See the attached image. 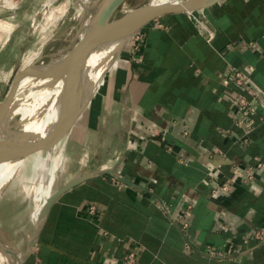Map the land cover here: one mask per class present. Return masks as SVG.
<instances>
[{
    "label": "crops",
    "instance_id": "1",
    "mask_svg": "<svg viewBox=\"0 0 264 264\" xmlns=\"http://www.w3.org/2000/svg\"><path fill=\"white\" fill-rule=\"evenodd\" d=\"M37 1L10 18L14 31ZM196 13L217 30L212 42L187 12L152 21L63 139L55 191L95 176L40 224L32 187L15 181L6 191L0 227L25 242L22 264H126L133 249L140 264H264L255 236L264 230V0H221ZM13 33L0 48V99L30 48L17 49ZM234 69L259 94L252 113L241 102L248 93L225 83Z\"/></svg>",
    "mask_w": 264,
    "mask_h": 264
},
{
    "label": "bare ground",
    "instance_id": "2",
    "mask_svg": "<svg viewBox=\"0 0 264 264\" xmlns=\"http://www.w3.org/2000/svg\"><path fill=\"white\" fill-rule=\"evenodd\" d=\"M87 1L88 4H84ZM114 1L76 0L75 3L77 2L78 4L76 5V17L79 23L73 27L75 31L67 40L69 46L63 47L62 50L59 49L56 53L52 54L44 66L38 65L41 61L43 51L40 52L39 55L34 56L28 61L25 68L37 66L45 70L55 66H62L71 61L83 41L97 24L101 15ZM177 2H181V0H150L148 4L155 5ZM9 6L14 5L10 4ZM130 39V36H128L106 42L94 50L85 60L82 73L79 77L77 94L75 95L76 100L81 99L86 104L84 110L88 107L89 100L95 95L117 56L128 44ZM69 88L70 79L68 75L49 77L45 74H37L23 79L17 88L9 112L3 115L1 119L0 127H3L5 132L0 136V142L17 137L38 140V137L44 133L41 129L48 118L53 116V112H60L57 115L59 119L56 125L59 122H64L67 116L66 105ZM15 116H17V119L14 121ZM52 143V149L55 152H61L62 148L58 144V138L52 140ZM29 151L30 149H25L9 157L0 159V201L6 191L13 187L15 180L20 179L23 169L27 164L26 157ZM56 159L55 162H58ZM52 194L51 192H47L45 201ZM43 207L44 205L41 206L40 210ZM38 224H40L39 220ZM25 257L26 253L23 250L14 248L0 238V264H22Z\"/></svg>",
    "mask_w": 264,
    "mask_h": 264
},
{
    "label": "rangeland",
    "instance_id": "3",
    "mask_svg": "<svg viewBox=\"0 0 264 264\" xmlns=\"http://www.w3.org/2000/svg\"><path fill=\"white\" fill-rule=\"evenodd\" d=\"M31 1L32 0H0V48L9 40L8 38L14 31L15 25L10 18L15 16V12L28 10L27 7H29ZM75 1L76 0H41V2L37 1L35 3L33 15H29L28 18L24 19L23 28L21 25V27L17 28L13 33L14 36L17 35V37H19L18 40H20V38L22 39V42L17 40L18 45L15 46L17 49H26L24 45L25 41L30 43V48L27 49V53L25 54V58H28L26 60L23 59L24 61L21 63L22 66L25 67L31 58L39 55L42 51V58L38 65L44 66V64L49 61L52 54L56 53L59 49L62 50L63 47L69 46L67 40L75 31L73 27L79 23L76 17V5L78 4L77 2L75 3ZM149 1L150 0H125L112 14L110 20L123 16L131 9L148 4ZM10 4H13L14 6L10 7ZM84 4L87 5L88 1ZM16 20L18 22L20 16L16 18ZM21 30H23V34L21 33ZM37 74L41 73H35L32 75ZM11 85L12 83L10 82L7 88V93L9 92ZM7 93L1 97L0 103L6 98ZM59 114L60 112H53V116L48 118L41 129V131L44 132L42 139L46 138L44 141L45 148L43 144H37L33 147L30 154L26 157L27 164L23 169L20 179L15 180L19 181V183H24L23 185H25L24 187H17L19 190L28 193L31 191L30 189L32 187L33 197L36 203L32 212L35 222L41 208L42 198H44L43 196L47 194V192L53 193L55 191V185L58 187L57 174L59 172L58 169L61 165L62 158L59 157L60 152H55L52 149V140H55V138H47L49 133L51 134V132L54 131L55 127L51 129L50 127H45H47L46 125L49 126L58 121L59 118L57 115ZM16 119L17 116H15L14 121ZM4 132V128L0 127V136ZM63 143V140L58 138V144L61 146ZM55 159L58 160V162H55ZM0 238L14 248L25 251V242H22L23 240L19 242V240L12 236L11 232H5L1 227Z\"/></svg>",
    "mask_w": 264,
    "mask_h": 264
},
{
    "label": "water",
    "instance_id": "4",
    "mask_svg": "<svg viewBox=\"0 0 264 264\" xmlns=\"http://www.w3.org/2000/svg\"><path fill=\"white\" fill-rule=\"evenodd\" d=\"M124 1L125 0H115L109 8L106 9L71 61L62 66H55L45 70L37 66L29 68L23 67L13 82L6 98L0 103V122L3 115L9 112L17 88L23 79L35 73L45 74L49 77L68 75L70 79V88L67 93L66 119L64 122H59L54 131L47 137L55 139L61 138V140H63L86 106L81 99L76 100L75 95L77 94L79 77L82 73L84 62L94 50L98 49L102 44L115 39H121L128 36L132 38L143 27L167 14L197 11L212 6L221 0H181V2L169 4H145L141 7L131 9L119 18L110 20L112 14ZM45 139L46 138L32 140L31 138L23 137L6 139L5 141L0 142V159L14 155L25 149H30L28 152V154H30L33 147L37 144H43L45 148ZM93 176L95 175L89 174L80 176L54 192L47 199L41 210L38 217L39 222L47 217L52 206L64 193ZM118 178L129 185H133L124 177L119 176ZM24 252L27 256L28 250Z\"/></svg>",
    "mask_w": 264,
    "mask_h": 264
},
{
    "label": "built area",
    "instance_id": "5",
    "mask_svg": "<svg viewBox=\"0 0 264 264\" xmlns=\"http://www.w3.org/2000/svg\"><path fill=\"white\" fill-rule=\"evenodd\" d=\"M191 18L194 20L199 33L208 41V42H212L216 36H217V30L215 29V27L209 25L207 22H205L202 18H200V16L196 13V11L193 12H187ZM233 71V77L231 79H227L225 80L226 84L229 83H234L235 85H237L240 88H243L245 84L250 83L252 81L251 76L248 72L245 71H241L239 69H234ZM243 90L248 93L249 96L244 95L242 97L241 102L244 103L246 106L250 107V113H252L254 111L255 108H253L251 106V103L253 102V100H257L259 98V94H256L254 92L253 89L245 87L243 88ZM253 97L252 101H250L248 98L249 97ZM250 115L247 114L245 117L243 118H248L249 119ZM261 165V164H259ZM251 177V176H250ZM119 182H123L122 180H120L119 178L117 179ZM96 210L95 206L91 207V212H94ZM256 238L259 239L260 241H264V230H259L256 234H255ZM126 264H140L139 261V251L138 250H131L128 255H127V261Z\"/></svg>",
    "mask_w": 264,
    "mask_h": 264
}]
</instances>
